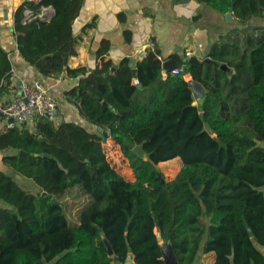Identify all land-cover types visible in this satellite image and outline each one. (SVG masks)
Returning <instances> with one entry per match:
<instances>
[{"label": "trees", "instance_id": "16d2710c", "mask_svg": "<svg viewBox=\"0 0 264 264\" xmlns=\"http://www.w3.org/2000/svg\"><path fill=\"white\" fill-rule=\"evenodd\" d=\"M199 1L232 11L241 27L211 46L210 62L170 54L182 69L165 74L156 45L135 62L101 58L93 67L68 68L82 0H41L54 14L29 23L22 11L38 5L17 10L22 58L42 77L73 78L64 97L98 131L45 117L32 129L0 128V264H124L129 254L135 264H164L156 230L178 264L208 254L211 264H264V25L248 22L264 18V0ZM106 51L99 47L97 56ZM10 70L0 46V95ZM187 74L206 89L202 102ZM107 139L127 158L133 181L107 161ZM137 144L146 159L132 152ZM177 157L182 166L167 180L157 164Z\"/></svg>", "mask_w": 264, "mask_h": 264}, {"label": "crops", "instance_id": "0c3cea01", "mask_svg": "<svg viewBox=\"0 0 264 264\" xmlns=\"http://www.w3.org/2000/svg\"><path fill=\"white\" fill-rule=\"evenodd\" d=\"M26 2L0 0V46L7 52L15 74L0 99L18 95L21 82L38 81L56 101L54 122L72 121L97 132L98 127L84 120L76 105L64 97V91L74 84V79L64 74L55 78L42 77L19 53L15 22L17 10ZM43 12L49 18L54 14L51 6L44 8ZM225 14L199 0H82L72 23L76 37L74 54L68 57L67 67H93L101 58L117 62L129 57L135 62L152 45L160 49L164 57L162 63L171 59L170 54L184 58L185 52L199 59L206 58L213 44L219 43L230 30L241 26L233 13L231 21L225 19ZM248 22L264 25V18L254 17ZM101 46H107L102 57L97 56ZM189 78V74L185 75L186 80ZM33 125L29 123L27 127L32 129ZM3 126L1 118L0 128ZM207 256L212 261L213 255Z\"/></svg>", "mask_w": 264, "mask_h": 264}, {"label": "built area", "instance_id": "2783aa9c", "mask_svg": "<svg viewBox=\"0 0 264 264\" xmlns=\"http://www.w3.org/2000/svg\"><path fill=\"white\" fill-rule=\"evenodd\" d=\"M41 0H27V3L38 5L37 10L25 7L22 11V22L29 23L36 19H49L44 15V8L40 6ZM190 52H185L184 57H191ZM182 69V67H181ZM181 69H171L172 73H178ZM165 74V69H163ZM10 78L14 77V71L10 70ZM136 82V80H135ZM56 101L47 89L42 87L38 81L34 83L21 82L19 94L10 99H0V117L4 125H24L32 123L38 117H45L54 120L56 115Z\"/></svg>", "mask_w": 264, "mask_h": 264}, {"label": "rangeland", "instance_id": "374dc122", "mask_svg": "<svg viewBox=\"0 0 264 264\" xmlns=\"http://www.w3.org/2000/svg\"><path fill=\"white\" fill-rule=\"evenodd\" d=\"M241 27V26H240ZM103 151L105 153L107 161L110 163V165L118 172L120 173L125 179L128 181H133V172L131 168L129 167V163L127 158L122 154L120 151L119 146L112 141V139H107L102 144ZM3 152H0V155ZM182 163L181 160L177 157L165 162H160L157 164V167L163 172L164 176L167 180L172 179L176 173L181 168ZM17 178H20L18 182L24 186L25 188L31 189L33 191H36L37 188L34 187V184L20 175H17ZM71 198H66L65 201H71ZM1 204V203H0ZM68 217L71 220H74V212H67ZM211 257L207 255H199L195 264H210Z\"/></svg>", "mask_w": 264, "mask_h": 264}, {"label": "water", "instance_id": "95a60500", "mask_svg": "<svg viewBox=\"0 0 264 264\" xmlns=\"http://www.w3.org/2000/svg\"><path fill=\"white\" fill-rule=\"evenodd\" d=\"M225 19L228 20V21H231L232 20V11H229V12H227L225 14ZM204 60L206 62L212 61L208 57L204 58ZM219 67L221 69L225 70V71H228V67H227V65L225 63H221L219 65ZM174 68L181 69V65H175V63L171 59H167L166 61H164V63H163V69L169 71V70L174 69ZM131 72H132L133 77H136V69L133 68ZM188 81H189V86H190V88L192 90V93H193L194 97H196L199 102H202L205 99L206 89L204 88L203 85H201L200 83H198L196 81L191 80L190 78L188 79ZM103 104H105L106 106H109L105 102H103ZM213 138H215V135L214 134H213ZM132 152L137 157L146 159V155H145V152H144V150L142 148V144H137V145L133 146L132 147ZM19 153L21 155L22 154H27L24 151H20ZM43 155L44 156H48V157L51 156L48 153H44ZM42 195L44 197H46L47 196V193L46 192H42ZM51 202L52 203H57V201L54 198L51 199ZM155 232L157 234V240L161 244L162 258L164 260V264H178L177 258H176L175 254H174V252H173V250L171 248L170 242L162 240V237H161V234H160V231L159 230H156ZM248 234H249V236H252V234H253L250 229H248ZM102 241H103V243H104V245H105V247L107 249V253L110 256H112V253L113 252H112L111 246H110V244H109V242H108V240H107V238L105 236H102ZM116 264H121V263H116ZM124 264H135L134 261H133V258H132V256L130 254L126 256V259H125Z\"/></svg>", "mask_w": 264, "mask_h": 264}]
</instances>
